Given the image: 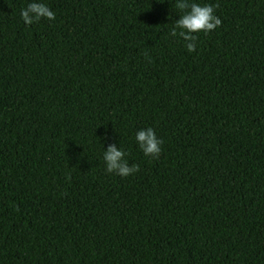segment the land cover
<instances>
[{"label":"trees","instance_id":"trees-1","mask_svg":"<svg viewBox=\"0 0 264 264\" xmlns=\"http://www.w3.org/2000/svg\"><path fill=\"white\" fill-rule=\"evenodd\" d=\"M176 2L0 0V264H264V0L193 52Z\"/></svg>","mask_w":264,"mask_h":264},{"label":"clouds","instance_id":"clouds-1","mask_svg":"<svg viewBox=\"0 0 264 264\" xmlns=\"http://www.w3.org/2000/svg\"><path fill=\"white\" fill-rule=\"evenodd\" d=\"M219 5H200L190 2V0H177L175 7L184 14L175 21V26L171 30L173 37L179 36L185 41V47L189 52L196 49V33H209L219 27L222 23L221 19L216 16L215 9ZM21 18L26 25L39 22L42 18L47 20H55V13L50 8L40 2H32L21 10ZM179 30V31H177ZM136 142L145 156L158 159L162 151L161 145L163 140L159 139L153 128L140 130L136 133ZM126 153L115 145H110L104 151L103 160L106 165V171L109 174L115 173L122 178H126L131 174L139 171L138 165L129 166L127 160L124 159ZM70 179V177H68Z\"/></svg>","mask_w":264,"mask_h":264}]
</instances>
